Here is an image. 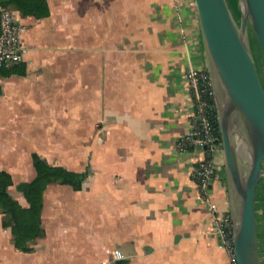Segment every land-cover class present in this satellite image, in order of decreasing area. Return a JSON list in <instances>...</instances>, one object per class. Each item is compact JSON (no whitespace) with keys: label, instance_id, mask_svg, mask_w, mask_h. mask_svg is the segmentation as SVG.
Returning a JSON list of instances; mask_svg holds the SVG:
<instances>
[{"label":"crops","instance_id":"0c3cea01","mask_svg":"<svg viewBox=\"0 0 264 264\" xmlns=\"http://www.w3.org/2000/svg\"><path fill=\"white\" fill-rule=\"evenodd\" d=\"M190 2L180 23L172 0H47L48 18L16 12L26 75L0 79L7 191L28 208L17 186L35 179L33 154L87 178L79 191L47 186L30 252L0 214V264H233L192 176L206 155L176 147L196 120L189 66L208 70ZM215 162L210 201L230 213L223 152Z\"/></svg>","mask_w":264,"mask_h":264},{"label":"water","instance_id":"95a60500","mask_svg":"<svg viewBox=\"0 0 264 264\" xmlns=\"http://www.w3.org/2000/svg\"><path fill=\"white\" fill-rule=\"evenodd\" d=\"M239 24L226 0H194L205 46L228 179L236 264H260L256 190L264 179V87L247 35L254 34L264 63V0H241ZM237 119L249 162L240 165L232 128Z\"/></svg>","mask_w":264,"mask_h":264},{"label":"built area","instance_id":"2783aa9c","mask_svg":"<svg viewBox=\"0 0 264 264\" xmlns=\"http://www.w3.org/2000/svg\"><path fill=\"white\" fill-rule=\"evenodd\" d=\"M183 0H172L174 12L180 23L181 5ZM190 6L195 8L194 0ZM1 10L0 17V67L21 62L23 49L21 45L22 34L27 31V26L16 19V12ZM187 80L192 94L195 110V123L193 131L176 141L179 151H184L188 145L203 151L206 158L199 161L193 170L192 176L200 189L202 200L207 204L213 215V234L218 238L220 245L229 254L233 264H236L233 251V226L230 213L219 214L214 203L210 201L209 188L214 181L218 166L215 162L217 153L223 152L222 144L216 143L214 119L216 106L212 104L214 93L208 70L189 66ZM117 259L122 255L115 251Z\"/></svg>","mask_w":264,"mask_h":264},{"label":"trees","instance_id":"16d2710c","mask_svg":"<svg viewBox=\"0 0 264 264\" xmlns=\"http://www.w3.org/2000/svg\"><path fill=\"white\" fill-rule=\"evenodd\" d=\"M0 9L18 12L22 17L31 16L41 19L50 16L47 0H0ZM13 75H26L25 64L18 62L0 67V79ZM214 103L215 101L212 100V104ZM214 126L216 143L221 144L217 111ZM32 163L36 171L35 179L30 183L17 186V190L22 193L28 203L26 209L22 208L9 195L7 190L12 185L11 177L9 174L0 171V214L7 215L13 220L11 232L14 238V246L23 252H30L31 249L28 244L44 235L40 215L43 206V193L47 186L60 184L70 186L74 191H79L87 178V173H75L62 167L51 166L36 154L32 155ZM115 264H127V262L118 261Z\"/></svg>","mask_w":264,"mask_h":264},{"label":"rangeland","instance_id":"374dc122","mask_svg":"<svg viewBox=\"0 0 264 264\" xmlns=\"http://www.w3.org/2000/svg\"><path fill=\"white\" fill-rule=\"evenodd\" d=\"M226 1L228 3L229 9L231 11V14L234 20L236 21L237 24H239L240 17L242 14L241 0H226ZM193 9L196 10V8H193ZM247 44H248L250 55L256 65L260 81L264 87V63H263V59H262L256 38L250 29L248 30ZM212 90L214 93L213 86H212ZM214 101H215V98H214ZM215 106H216V111H217L216 103H215ZM232 133H233V137L236 142L240 165L244 169H247L245 165L249 162V158H248L249 151L246 146L244 135L241 131L240 124L237 119L234 120ZM256 205H257L256 209L258 213L256 223H257V233H258L260 264H264V179L260 181V183L258 184L257 190H256Z\"/></svg>","mask_w":264,"mask_h":264},{"label":"bare ground","instance_id":"6f19581e","mask_svg":"<svg viewBox=\"0 0 264 264\" xmlns=\"http://www.w3.org/2000/svg\"><path fill=\"white\" fill-rule=\"evenodd\" d=\"M249 158V157H248Z\"/></svg>","mask_w":264,"mask_h":264}]
</instances>
